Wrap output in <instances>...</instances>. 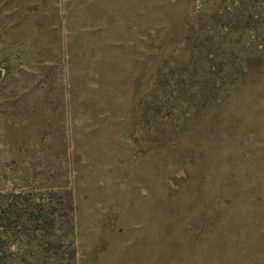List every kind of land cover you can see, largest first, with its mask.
I'll use <instances>...</instances> for the list:
<instances>
[{
    "label": "rangeland",
    "instance_id": "obj_1",
    "mask_svg": "<svg viewBox=\"0 0 264 264\" xmlns=\"http://www.w3.org/2000/svg\"><path fill=\"white\" fill-rule=\"evenodd\" d=\"M0 264H264V0H0Z\"/></svg>",
    "mask_w": 264,
    "mask_h": 264
},
{
    "label": "water",
    "instance_id": "obj_2",
    "mask_svg": "<svg viewBox=\"0 0 264 264\" xmlns=\"http://www.w3.org/2000/svg\"><path fill=\"white\" fill-rule=\"evenodd\" d=\"M3 75H4V71L0 69V80L2 79Z\"/></svg>",
    "mask_w": 264,
    "mask_h": 264
}]
</instances>
